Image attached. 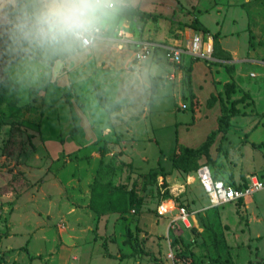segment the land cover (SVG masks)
Listing matches in <instances>:
<instances>
[{"label": "rangeland", "instance_id": "obj_1", "mask_svg": "<svg viewBox=\"0 0 264 264\" xmlns=\"http://www.w3.org/2000/svg\"><path fill=\"white\" fill-rule=\"evenodd\" d=\"M239 6L243 27L235 10L208 14L206 24L230 16L250 44L264 45V0ZM188 21L206 36L196 18ZM126 34L121 42H129ZM94 46L46 58L14 48L0 25V264H264V190L237 205H214L195 173L207 162L226 181L264 176V146L252 144L264 141V124L237 129L256 111L250 95L240 90L234 127L216 136L209 154L175 167L178 139L197 147L218 128L216 116L199 121L190 73L169 80L181 87L178 107L170 108V98L152 105L148 87L159 80L143 90L138 60L88 64ZM235 85L225 86L221 112ZM171 198L192 211L191 226L157 214Z\"/></svg>", "mask_w": 264, "mask_h": 264}, {"label": "crops", "instance_id": "obj_2", "mask_svg": "<svg viewBox=\"0 0 264 264\" xmlns=\"http://www.w3.org/2000/svg\"><path fill=\"white\" fill-rule=\"evenodd\" d=\"M240 2L242 3V0H122L121 3H125L126 10H124L122 4H118V0H116L117 11L106 22L102 37L95 43V50L92 53V57H88L87 63L90 64L98 59H105L107 64L116 65L118 64L117 62L124 61L128 65L133 63V60H136L134 58V50H130V46L150 41L156 45L154 53L149 58L144 59L145 61H139L140 63L135 72L136 75H139L142 83L145 84L144 88H142L143 90H146L151 78L156 77L159 80L155 84L156 86L150 85L148 87L155 91L152 105L160 103L165 98H170L174 103V106L170 108L178 107L183 99L181 87L170 84L169 80L175 78L179 80L182 78L184 71H187L190 73L191 79L190 96L200 103V111L199 109L193 111L194 117H198L196 113L199 111V117L201 118L198 117V119L201 122L204 118L212 115L216 116L218 120L221 114V98L227 97L224 92L225 86L228 83H234L236 84L237 92L234 95L232 92L231 99L238 100L237 98L242 96L239 95L240 90L244 89V92H247V95L249 94L251 97L252 107L256 109L254 115L243 116V120L237 129L250 127L254 130L264 124V61L262 60L264 58V45L260 41L250 44L244 33V28L237 29L235 27L237 21L232 20L230 16L228 20H226L227 15H224L221 21L214 18L211 25L206 24L209 17L208 14H210V17H214V13L219 16L222 11L235 10L240 12V17L243 16L241 20L243 27L246 18H244V10L239 6ZM136 10L152 13L155 18L142 19L136 14ZM192 16L193 19L196 18L198 20V29L207 30L203 41L212 40L214 44L216 40L212 60L185 55L182 63H170L165 57V47L169 45H185L186 41L196 31H199L197 27L187 26L188 19ZM172 21L174 23L177 22L178 27H174L175 25H172ZM180 22L184 23L183 27H179ZM171 28L174 29V32H172ZM120 30H124L125 34L126 32L129 34H126L125 37L126 41L129 42L120 41L118 37ZM129 43L132 44L129 46ZM116 47H119L120 52L123 53L121 57L115 51ZM80 48L86 51L91 47L88 49ZM85 57L87 56L82 58ZM159 63L161 65L156 66ZM213 96L218 97V102L212 104L216 107L215 112L209 111L210 106L208 105L209 100ZM237 106L239 107V104ZM147 107L145 106V110ZM236 117L232 118L229 131L234 127ZM236 134H241L245 138V142H248V133L241 132ZM221 135L224 136L223 134ZM208 136H206L205 140ZM176 138L178 139L177 136ZM177 143L179 144V139ZM252 144L257 147L264 146V141H254ZM263 171L264 167H262L260 172ZM188 210L191 212L192 219V211L189 208Z\"/></svg>", "mask_w": 264, "mask_h": 264}, {"label": "clouds", "instance_id": "obj_3", "mask_svg": "<svg viewBox=\"0 0 264 264\" xmlns=\"http://www.w3.org/2000/svg\"><path fill=\"white\" fill-rule=\"evenodd\" d=\"M117 8L116 0H0V25L14 48L47 58L95 43Z\"/></svg>", "mask_w": 264, "mask_h": 264}, {"label": "built area", "instance_id": "obj_4", "mask_svg": "<svg viewBox=\"0 0 264 264\" xmlns=\"http://www.w3.org/2000/svg\"><path fill=\"white\" fill-rule=\"evenodd\" d=\"M119 35L124 37L125 31L120 30ZM99 40V39H98ZM97 40V41H98ZM96 41V42H97ZM95 42V43H96ZM86 45L82 48L92 47ZM156 45L150 41L140 43V48L135 52V59L142 61L149 58L155 50ZM214 54V44L212 40L206 42L200 35L194 34L188 39L185 45H169L165 47V57L173 64H180L185 55L191 57L212 60ZM185 106V105H184ZM197 178L214 205H224L234 203L235 205L246 201L254 193L264 190V176L258 173H251L245 177L246 184H234L224 179H216L207 162L201 163L197 169ZM157 214L160 216L169 214L174 219L181 221L185 226H191V212L185 205L176 203L175 199H165L158 204Z\"/></svg>", "mask_w": 264, "mask_h": 264}, {"label": "trees", "instance_id": "obj_5", "mask_svg": "<svg viewBox=\"0 0 264 264\" xmlns=\"http://www.w3.org/2000/svg\"><path fill=\"white\" fill-rule=\"evenodd\" d=\"M135 12L142 19L154 17L152 13L144 12L141 10H136ZM237 105H238L237 100H232L230 103V107L223 106V110L218 117L217 130H215L211 135H209L208 138L199 147L193 148V147H188L182 144H178L176 147L175 155H174V166L180 167V161L183 158L198 159V158H201V156L204 154L206 155L209 154L210 147L213 145L214 139L216 138V136H218L219 134L226 135L228 133L229 128L231 126V119L238 113V109L236 107ZM198 167L195 169V173L197 172ZM214 177L216 179H219V177H217L215 174H214ZM233 183L236 184L235 182ZM245 184H246V180L244 178L243 181L240 183V185H245Z\"/></svg>", "mask_w": 264, "mask_h": 264}]
</instances>
